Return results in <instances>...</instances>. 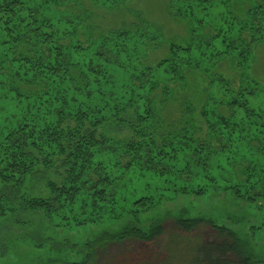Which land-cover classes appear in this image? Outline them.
<instances>
[{
    "label": "trees",
    "instance_id": "1",
    "mask_svg": "<svg viewBox=\"0 0 264 264\" xmlns=\"http://www.w3.org/2000/svg\"><path fill=\"white\" fill-rule=\"evenodd\" d=\"M177 2L194 25L193 44L168 43L170 57L153 66L148 48L162 37L145 20L84 41L82 19L53 13L69 0H0V101L19 106L0 124V218L25 231L40 226L43 235L26 231L2 243L0 259L19 258L22 246L40 264H97L99 249L154 243L172 221L184 234L206 227L218 238L173 234L162 262L141 264H264L227 223L201 211L220 193L264 201V93L249 74L264 44V0ZM192 53L211 65L202 72L215 88L214 108L217 99L229 109L206 132L190 122L167 128L153 94L175 97L160 87L161 70L187 86L201 70ZM228 59L241 88L212 72ZM183 198L178 216L144 225ZM224 216L236 225L233 212ZM79 228L94 229L82 244L67 234Z\"/></svg>",
    "mask_w": 264,
    "mask_h": 264
},
{
    "label": "rangeland",
    "instance_id": "2",
    "mask_svg": "<svg viewBox=\"0 0 264 264\" xmlns=\"http://www.w3.org/2000/svg\"><path fill=\"white\" fill-rule=\"evenodd\" d=\"M174 0H127L117 7L108 0H69L67 7H61L53 13L58 17L64 13L66 9L72 12L74 22L82 25L78 28L80 40H88V36L96 39L99 35L108 33L111 30L127 29L134 30L136 24L145 20L156 31L160 32L161 40L158 43L149 45L148 48V62L153 65L161 60L170 57L168 43H175L182 47L192 46V32L194 29L193 23L186 17L179 15L180 2L177 0L173 5ZM176 6V7H175ZM52 13V12H51ZM83 15V18L79 16ZM192 61L200 65V71H194L188 76L187 86L184 87L180 83H172L171 75L165 74L161 71L159 73L160 87L168 86L175 94L174 98L164 97L161 91L154 94L156 100V110L158 115L163 118L167 128L181 125L185 122H190L194 126L199 127V130L206 132L209 121L217 122L216 116L226 117L229 114V109L225 106L217 104L216 108L213 106L215 99V88L210 85V80L202 71H210L211 65L206 62V59L200 57L199 54L192 53ZM251 72V86L257 83L259 89L264 93V44L256 48L252 66L249 67ZM249 69L247 71H249ZM219 76L224 77L228 82L235 85V87H242V78L240 79V72L236 62L228 59L212 71ZM160 90V89H158ZM213 100V101H212ZM189 103V107L186 104ZM259 100L257 104H261ZM211 106H208V105ZM208 106L207 108H203ZM204 109V110H203ZM19 110L16 102L0 101V124L5 120L6 116L15 115ZM192 111V113L190 112ZM211 120H210V119ZM192 126V125H190ZM200 132L198 137H200ZM39 191V190H37ZM186 198L180 199L178 204H169L159 210L155 215L149 214V218L144 219V225L149 227L152 225L155 217H162L165 215L178 216L177 207ZM195 203V202H194ZM209 205L203 203V211L206 217L216 216L217 224H226L232 228L238 236L249 245V251L253 253L256 259L264 261V201L259 202L256 206L249 205L246 202L237 200L230 193H220L210 201ZM201 205V204H200ZM216 207V212L214 211ZM233 212L234 222L236 225L231 226V222L226 220L225 212ZM199 213V211H198ZM216 213V215H215ZM193 215H196L192 212ZM201 215V214H198ZM38 220V218H35ZM109 226V223H104ZM40 226L35 229L26 230L31 235L43 237L39 231ZM91 229V228H90ZM77 229L67 234L73 241L82 244L81 240H85L92 235V228ZM25 230L12 226L9 221L0 218V245L2 243H15L14 239L17 235L27 233ZM71 233H73L71 235ZM95 233V232H94ZM173 234L186 235L175 226L172 221H169L166 226V235L161 240L154 243H139V242H125L121 244H112L98 251L97 264H141L144 262H151L155 259L160 263L166 257L165 244L167 238ZM190 238H203L206 241L218 238L210 229L203 227L195 232L187 234ZM17 253L11 252L7 259H0V264H40L35 261V258L29 253L28 249L22 246L17 247Z\"/></svg>",
    "mask_w": 264,
    "mask_h": 264
}]
</instances>
